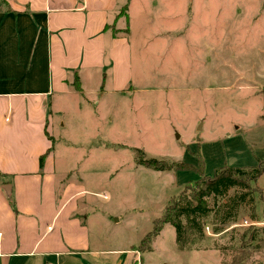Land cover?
Segmentation results:
<instances>
[{"label": "rangeland", "instance_id": "1", "mask_svg": "<svg viewBox=\"0 0 264 264\" xmlns=\"http://www.w3.org/2000/svg\"><path fill=\"white\" fill-rule=\"evenodd\" d=\"M183 1L184 9L181 0H156L168 7L158 15L151 11L158 16L153 22L174 25L177 37L157 39L156 34L150 41L144 22L149 1L132 0L133 46L141 48L130 83L138 90L100 98L94 120L80 116L84 125L53 134L61 170L81 174L91 238H101L108 248L137 249L170 197L200 176L190 168L155 171L139 165L135 149L146 158L195 168L201 162L207 176L220 165L254 166L264 158V0ZM94 137L98 140L92 143ZM254 184L252 200L237 208L233 221L221 224L208 214L203 237L194 236L187 249L176 246L175 231L165 224L147 243L151 250L143 242V251L133 257L138 264L229 263L242 243L256 245L264 237V171ZM245 251L246 264H264V246ZM92 258L122 263L125 255Z\"/></svg>", "mask_w": 264, "mask_h": 264}, {"label": "crops", "instance_id": "2", "mask_svg": "<svg viewBox=\"0 0 264 264\" xmlns=\"http://www.w3.org/2000/svg\"><path fill=\"white\" fill-rule=\"evenodd\" d=\"M148 1L147 39L177 37L153 22L167 4ZM132 9V0H0V264H103L99 254L138 264V245L92 240L81 174L61 170L52 150L55 132L94 120L100 98L138 90Z\"/></svg>", "mask_w": 264, "mask_h": 264}, {"label": "trees", "instance_id": "3", "mask_svg": "<svg viewBox=\"0 0 264 264\" xmlns=\"http://www.w3.org/2000/svg\"><path fill=\"white\" fill-rule=\"evenodd\" d=\"M124 10V9H123ZM135 162L152 170H184L186 168L194 169L199 173V178L191 183H186L177 194L172 195L163 207L161 214L153 221L149 231H147L140 243L139 250L143 251L141 245L143 242L150 243L159 233L160 229L165 224H170L175 231V244L179 249H187L189 240L194 236L197 238L203 237V223L208 214L212 213L216 218L219 217V222L225 224L233 221L236 217L237 208L251 201L252 193L255 188L256 179L264 171V158L258 159L254 166H227L220 165L214 168L213 174L207 176L201 171V162L199 167L195 168L190 163L178 160H165L159 158H146L141 149H135L133 153ZM200 158V157H199ZM43 155L38 157L39 166L43 164ZM190 182V181H189ZM192 187V188H190ZM234 188L232 195H228V191ZM217 197H224V200L217 203ZM210 198V200H208ZM212 200V206L210 205ZM215 205V206H214ZM218 228H213L218 231ZM254 229L249 239H255ZM262 232L264 233V227ZM256 245H251L249 242L240 246V249L230 258L229 263L225 264H246L247 252L249 246L258 248L264 246V237L258 239ZM151 248L147 244V249Z\"/></svg>", "mask_w": 264, "mask_h": 264}, {"label": "water", "instance_id": "4", "mask_svg": "<svg viewBox=\"0 0 264 264\" xmlns=\"http://www.w3.org/2000/svg\"><path fill=\"white\" fill-rule=\"evenodd\" d=\"M5 192H8V191L6 190V188H5Z\"/></svg>", "mask_w": 264, "mask_h": 264}, {"label": "built area", "instance_id": "5", "mask_svg": "<svg viewBox=\"0 0 264 264\" xmlns=\"http://www.w3.org/2000/svg\"><path fill=\"white\" fill-rule=\"evenodd\" d=\"M104 197V195H102Z\"/></svg>", "mask_w": 264, "mask_h": 264}]
</instances>
